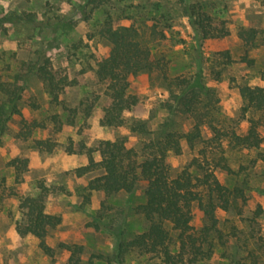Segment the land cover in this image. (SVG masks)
Returning a JSON list of instances; mask_svg holds the SVG:
<instances>
[{
  "label": "rangeland",
  "instance_id": "1",
  "mask_svg": "<svg viewBox=\"0 0 264 264\" xmlns=\"http://www.w3.org/2000/svg\"><path fill=\"white\" fill-rule=\"evenodd\" d=\"M189 5L202 6L212 18L213 28L218 33L225 29L229 35L204 39L190 24L186 13ZM12 14H32L36 23L0 26L3 80L13 81L19 72H27L30 62L47 59L75 84L62 92L60 104H51L41 78L30 75L20 109L28 122L35 120L49 127L35 129L25 140L19 137L23 125L16 116L0 133V264H70L71 253L63 245L82 248L77 255L79 264H106L95 256L113 260L121 242L148 228L138 212L145 185L141 184L134 194L89 195V182L103 171L78 177L76 170L86 166L89 158L87 154L69 153L71 142L78 152L82 144L95 148L101 141L124 139L128 148L141 155L145 144L167 125L185 134L193 129L195 120L170 109L176 105L169 83L161 76L141 74L130 78V93L139 98V103L124 115L125 123L103 126L106 85L96 75V62L108 53L111 44L101 37V26L111 18L117 26L140 27L152 40L156 57L165 60L170 79L202 77L209 91L204 96L211 109L207 120H212L222 134L244 135L248 124L242 116L240 87L264 88V0H0V18ZM251 29L259 31L255 41L258 46L253 48L238 35ZM53 116L64 124L59 134L54 132ZM72 120L74 125H69ZM202 133L204 141L196 149L183 140L182 153L169 156L172 177L198 158L224 186L236 188L243 196L236 199L235 209L216 211L217 229L208 237L214 244L213 254L199 264H264V126L258 150L234 148L225 137L220 146L208 143L215 136L208 124L202 126ZM35 140H49L55 148H38ZM222 154L233 174L217 167L214 160ZM16 159L28 160L21 172L11 166ZM95 159L99 160L98 154ZM20 194H43L46 211L61 216L62 223L47 239L54 249L53 257L44 254L36 238L18 233L17 224L24 216ZM192 226L198 236L210 226L197 203ZM177 237L174 233V242ZM172 250L178 251V245ZM122 264L165 263L158 255L133 250L124 256Z\"/></svg>",
  "mask_w": 264,
  "mask_h": 264
},
{
  "label": "trees",
  "instance_id": "2",
  "mask_svg": "<svg viewBox=\"0 0 264 264\" xmlns=\"http://www.w3.org/2000/svg\"><path fill=\"white\" fill-rule=\"evenodd\" d=\"M186 13L190 24L198 28L204 39L223 38L229 35L225 29L218 33L219 30L213 28L212 18L203 12L202 6H186ZM12 22L34 24L36 20L32 14H12L0 18V26ZM99 33L111 44L108 53L96 62V75L99 81L106 85L107 100L103 106L104 115L101 120L103 126L116 127L125 123L124 115L139 103V98L130 93V78L141 74H158L168 82L171 98L176 105L170 106V109H177L193 117L195 124L193 129L185 134L173 131L167 125L157 137L145 144L144 153L141 155L128 148L124 139L101 141L95 148H87L82 144L78 152L71 142L69 153L87 154L89 158L86 166L76 170L78 177L97 170L103 171L102 175L89 182L86 188L89 195L93 192H103L107 196L121 192L134 194L141 184L145 185L144 199L138 206V212L147 221V230L127 242H121L113 260L104 255L95 257L106 264L112 261L122 264L128 252L138 250L147 255H158L165 264H199L210 260L214 244L208 237L211 231L217 229L216 211L234 208L236 199L242 197L243 192L224 186L214 172H210L199 163L198 158L189 163L177 177H172L168 158L171 154L182 153L183 140L187 141L191 149H196L197 145L204 141L202 126L205 124H208L215 133L208 143L220 146L222 138L225 137L234 148L260 149L263 143L261 128L264 126V88L248 85L240 87V95L244 100L242 116L248 124V130L244 135L236 132L222 134L213 125L212 120H207L211 109L210 104L204 102V96H207L209 91L199 74L195 78L170 79L165 60L156 57L152 40L146 38L140 27L117 26L109 18L101 26ZM258 34L259 31L251 29L241 30L238 35L245 45L253 48L258 46L255 43ZM227 55L231 60L230 54ZM27 66V72H19L13 81H5L0 76L2 96L0 133H3L12 118L17 116L23 125L19 137L25 140L32 137L35 129L49 127L48 124H41L35 120L28 122L20 109L29 76L37 75L41 78L51 104H60L62 92L75 84L63 70L55 69L47 59L30 62ZM217 75L216 79L219 80L221 75L220 73ZM52 119L55 128L52 132L61 133L63 122L58 116H53ZM68 123L74 125L75 122L72 120ZM34 143L38 148L47 151H53L55 148V144L49 140H35ZM95 154H98L99 160L95 159ZM204 156H207L206 153ZM214 161L217 167L227 174L234 173L223 154ZM27 164V159H16L11 162V166L20 172ZM20 203L24 216L17 224L18 233L23 237L36 238L44 254L53 257L54 249L49 246L47 239L51 231L62 223L61 216L46 211L43 194L38 196L20 194ZM196 203L210 222V226H207L200 236L194 232L192 226L193 206ZM174 233H178L175 242ZM173 245H178V251L172 250ZM63 247L71 253L70 264H79L81 258L77 255L81 253L82 248L69 245Z\"/></svg>",
  "mask_w": 264,
  "mask_h": 264
}]
</instances>
